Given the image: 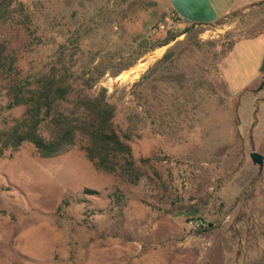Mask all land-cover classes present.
Returning a JSON list of instances; mask_svg holds the SVG:
<instances>
[{"label": "rangeland", "instance_id": "1", "mask_svg": "<svg viewBox=\"0 0 264 264\" xmlns=\"http://www.w3.org/2000/svg\"><path fill=\"white\" fill-rule=\"evenodd\" d=\"M26 1L30 21L0 20V41L19 76L71 63L75 86L97 79L90 93L106 90L118 130H126L131 111L145 117L130 143L139 164L148 160V174L136 185L120 183L80 145L53 157L30 143L7 150L0 157V264H264V46L255 56L240 52L258 36L264 42V0L207 24L176 20L169 0ZM162 16L174 27L155 29ZM175 28L182 31L175 40L146 47ZM191 47L196 55L186 68L161 63ZM227 59L237 67L256 62V78L232 88ZM3 84L0 77V127L25 110L5 108ZM160 103L162 112L153 114L151 105ZM252 152L263 155L262 164ZM67 193L85 200L57 211ZM185 213L209 225L193 231Z\"/></svg>", "mask_w": 264, "mask_h": 264}, {"label": "trees", "instance_id": "2", "mask_svg": "<svg viewBox=\"0 0 264 264\" xmlns=\"http://www.w3.org/2000/svg\"><path fill=\"white\" fill-rule=\"evenodd\" d=\"M17 15L22 22L24 18L31 20L32 14L26 0H0L1 21L6 22ZM175 19L182 21L177 16ZM163 22H168L167 16H162L154 28L161 29ZM181 34L179 29H168L162 40L146 47L166 45ZM147 41L144 39L140 43ZM5 50V42L0 41V77L4 79L2 88L8 97L5 108L23 105L25 110L20 117L6 121L0 127V157L9 149L18 150L24 143L32 144L41 157L61 155L80 145L87 158L98 169L113 174L120 183L136 185L147 176V166L143 164L148 160L143 159L139 164L130 143L133 137L140 136L139 124L146 121L141 113L129 112V124L125 131H120L114 121L116 108L107 100L106 90L102 89L97 94L90 93L97 79L85 86H75L71 80L74 76L71 63L63 64L61 71L53 68L21 78L16 67V58L5 53ZM170 52L161 59V63L170 59V65L180 68L189 66L196 55L194 47L179 51L177 55ZM151 106L155 107L153 114L163 110L161 103ZM3 109L4 106L0 103V113ZM158 117L159 115L152 121H160ZM168 129L169 133L176 134L175 126L171 125ZM84 193L94 195L100 192L85 188ZM113 195L117 201H122L125 197L121 191H116ZM84 200L67 193L57 211H65L74 201ZM194 214L185 213L186 221L193 222L192 230H205L209 222L203 217H195Z\"/></svg>", "mask_w": 264, "mask_h": 264}, {"label": "crops", "instance_id": "3", "mask_svg": "<svg viewBox=\"0 0 264 264\" xmlns=\"http://www.w3.org/2000/svg\"><path fill=\"white\" fill-rule=\"evenodd\" d=\"M258 1L261 0H169V4L173 14L180 17L183 22L207 24L215 22L232 12L247 8ZM261 39L262 36H258L251 42L252 44L243 46L240 52L246 54L244 49H249L253 51V54L247 51L249 55L260 54L264 46ZM228 61L229 59H227L226 65L223 66V73L232 88L244 87L253 81L258 74L257 71L259 72L256 62L249 65L243 62L242 66L245 67H237L231 66Z\"/></svg>", "mask_w": 264, "mask_h": 264}, {"label": "water", "instance_id": "4", "mask_svg": "<svg viewBox=\"0 0 264 264\" xmlns=\"http://www.w3.org/2000/svg\"><path fill=\"white\" fill-rule=\"evenodd\" d=\"M264 85V80L262 82V86ZM251 158L255 163L262 164L263 163V155L258 152H252Z\"/></svg>", "mask_w": 264, "mask_h": 264}, {"label": "bare ground", "instance_id": "5", "mask_svg": "<svg viewBox=\"0 0 264 264\" xmlns=\"http://www.w3.org/2000/svg\"><path fill=\"white\" fill-rule=\"evenodd\" d=\"M153 58V57H152ZM150 57V60H152ZM149 60V61H150ZM145 66H147V62L142 63L141 65L137 66L135 69H133L130 74L136 76L140 70H142Z\"/></svg>", "mask_w": 264, "mask_h": 264}, {"label": "built area", "instance_id": "6", "mask_svg": "<svg viewBox=\"0 0 264 264\" xmlns=\"http://www.w3.org/2000/svg\"><path fill=\"white\" fill-rule=\"evenodd\" d=\"M174 25H175V21L174 20H172L171 22H169V24L167 25H165V24H162L161 25V29H164L165 27H169V26H171V27H174Z\"/></svg>", "mask_w": 264, "mask_h": 264}]
</instances>
